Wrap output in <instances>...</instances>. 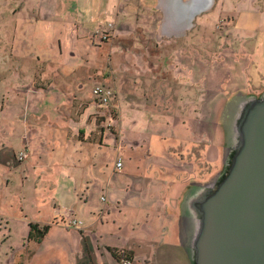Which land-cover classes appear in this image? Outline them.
Returning a JSON list of instances; mask_svg holds the SVG:
<instances>
[{
    "label": "crops",
    "instance_id": "1",
    "mask_svg": "<svg viewBox=\"0 0 264 264\" xmlns=\"http://www.w3.org/2000/svg\"><path fill=\"white\" fill-rule=\"evenodd\" d=\"M192 1L0 0V37L7 38L5 46L0 40V69L42 65L56 70L57 79L65 69L85 72L93 59L105 56L110 44L101 37L109 33L128 46L122 54L129 63L122 71L136 75L134 82H124L116 101L120 113L115 131L97 127L92 105L79 116L68 113L67 95L57 89L60 82L52 75L43 76L48 87L41 95L24 94L17 109L25 121L29 116L36 122L31 117L39 116L40 126L34 131L39 133L38 149L24 143L22 151L38 157L29 165L33 173H27L26 183L16 170L0 173L5 181L0 184V264H123L125 259L114 255L122 252L132 264H194L184 222L187 198L204 186V126L186 116L191 71L185 64L178 70L170 66L177 57L176 45L201 20ZM244 8L242 0V13ZM156 45H168L167 54ZM111 54L114 66L121 53ZM81 85L78 101H90L89 82ZM171 91L175 100L168 101ZM159 108L175 111L167 114ZM20 126L22 133L32 134L21 121ZM211 137L213 143L206 146L210 158L205 156L209 165L218 130ZM17 147L11 149L16 152ZM119 158L122 170L116 168ZM33 179L36 187L30 189ZM73 218L77 228L60 225ZM31 224L50 227L42 242L28 240Z\"/></svg>",
    "mask_w": 264,
    "mask_h": 264
},
{
    "label": "rangeland",
    "instance_id": "2",
    "mask_svg": "<svg viewBox=\"0 0 264 264\" xmlns=\"http://www.w3.org/2000/svg\"><path fill=\"white\" fill-rule=\"evenodd\" d=\"M206 1L209 4V0H197L196 4L198 6L199 3L200 5H206ZM244 5L245 8L242 13L240 9L242 0H213V5L210 8L196 16V18H201V20L194 22L189 34L176 45L175 53L177 57L170 62V66L177 70L182 69L183 67L181 66L185 64L192 74L189 83V88L192 92L190 110H188L186 116L190 115V119L194 118L203 121L204 153L202 152V154H204V158L201 161L202 176H200V184H204V186L212 184L226 172L228 162L227 148L230 144L228 116L231 114L234 104L243 98H259L264 95V0H244ZM210 13H216L217 16L213 15L210 17L208 16ZM204 15L207 16L202 19ZM111 30L114 31L115 29L111 28ZM0 40L5 46L7 38L1 36ZM91 40L94 44L98 42L95 37L91 38ZM101 40L110 44V47H106L108 51L105 53L106 56L110 52L109 61L107 57L104 60L105 56L103 55L101 56L102 58H95L91 61L92 66H90V69L85 72L65 69L63 70L64 73L62 75L59 74L60 77L57 79L58 72L56 70L43 69L42 65H37V67L31 69H0V173L2 171L7 172L10 170L11 172L16 170L17 174L19 172L22 175L25 183L28 182L29 175L27 173H33L29 165L32 162H37L38 155L33 153L32 157L29 156L24 162H19L15 154L20 151L23 152L24 143L29 144L32 150L36 147L38 149L39 133L35 134V132H39L40 117L36 115L31 117L32 120L36 121L31 122L28 116L25 121L17 108L18 106L22 108L25 93L39 96L42 93V89L48 87V85L46 86L42 83L44 75L47 77L52 75L51 77L54 80H59L60 84L57 89L64 90L63 92L67 95L66 106L70 110L68 113H72V116H79L92 105L91 114L94 116L95 112L98 113L97 127L115 131L119 119L118 114L120 113V109L116 107V101L121 94L124 82L126 80L134 82L136 75L122 71V67L129 63L128 58L122 54V51L124 49L127 50L128 46L120 45L109 33L102 35ZM125 43L127 42L125 41ZM156 46L161 49L162 54H167L168 45ZM173 48L174 46L172 50ZM114 50L118 54L121 53L119 58L115 60V64L118 65L117 70L114 69L116 65L114 64L113 66L110 63L111 59H113L111 52ZM65 56L70 60L68 54H65ZM75 74L79 75V85L74 82ZM72 80V85L68 87L66 83L71 84ZM82 82H89L91 87L90 95L91 93L93 94L94 86L110 90L112 94L110 99L113 98L115 103L110 100L108 107H100L93 100L94 95H92V98L90 97V101H78L77 92L81 89ZM57 83L58 81H56ZM170 83L171 81H169L168 85ZM172 86L171 90H173ZM185 87H187V84H185ZM197 99H199V102ZM171 100H175L172 97V91L168 101ZM201 103L205 104V106ZM167 106L171 107L170 102H168ZM198 106H200L199 110L197 109ZM215 106L216 108L219 107L218 113L214 110ZM154 110L156 113L163 111L167 114L175 111L171 108L162 110L159 108V112L156 109ZM14 112L17 121L11 117ZM102 113H105L107 117L101 119ZM219 113L220 120H217V114ZM159 115L161 114L159 113ZM20 121L25 124V127L28 126L32 130V134L21 132L24 125L18 127ZM217 130L219 139L217 140L216 152L214 153V150L212 152L213 159L211 161L209 159L210 153H208L209 150L207 151L206 146H211L214 140L211 134H216ZM224 131L227 135L224 134ZM28 141L32 142V144ZM17 145L19 147H17L15 152L12 147ZM33 145H35V148H33ZM11 154L13 156L9 158ZM28 155L30 154L28 153ZM207 155L210 165L212 162L211 167L205 159ZM107 158H109V155L106 156ZM1 183L4 185L5 181H0ZM33 187H36L34 179L29 188L32 189ZM72 221L77 220L73 218L69 219L68 222L63 221L61 224L59 222L56 224L59 223L66 229L77 228L79 224L77 223L76 226L71 225Z\"/></svg>",
    "mask_w": 264,
    "mask_h": 264
},
{
    "label": "water",
    "instance_id": "3",
    "mask_svg": "<svg viewBox=\"0 0 264 264\" xmlns=\"http://www.w3.org/2000/svg\"><path fill=\"white\" fill-rule=\"evenodd\" d=\"M205 4L194 15L213 0ZM228 118L226 172L187 198L191 256L194 264H264V95L239 100Z\"/></svg>",
    "mask_w": 264,
    "mask_h": 264
},
{
    "label": "built area",
    "instance_id": "4",
    "mask_svg": "<svg viewBox=\"0 0 264 264\" xmlns=\"http://www.w3.org/2000/svg\"><path fill=\"white\" fill-rule=\"evenodd\" d=\"M93 95H94V99L96 101H98L99 104L107 106L109 105V101H110V97H112V94L110 92V90H107L106 88L103 87H95L93 90ZM28 158V154L26 152H21L17 159L19 162H23ZM116 168L118 170H122L123 168V161L121 160V158L117 159L116 161ZM78 221H72L71 225H77ZM79 224V223H78ZM123 264H132V262L130 260L125 259L123 261Z\"/></svg>",
    "mask_w": 264,
    "mask_h": 264
},
{
    "label": "trees",
    "instance_id": "5",
    "mask_svg": "<svg viewBox=\"0 0 264 264\" xmlns=\"http://www.w3.org/2000/svg\"><path fill=\"white\" fill-rule=\"evenodd\" d=\"M224 134H226L225 131H224ZM49 231H50V227L49 226H44L43 228H40L38 225L31 224L30 225V233H29V236H28V240L40 243V242L43 241L44 237L46 236V234L49 233ZM114 255L116 256V258L119 261H121L122 259L129 260V258H130V256L128 254H126L125 252H122L120 254L115 253ZM123 256H124V258H122Z\"/></svg>",
    "mask_w": 264,
    "mask_h": 264
},
{
    "label": "bare ground",
    "instance_id": "6",
    "mask_svg": "<svg viewBox=\"0 0 264 264\" xmlns=\"http://www.w3.org/2000/svg\"><path fill=\"white\" fill-rule=\"evenodd\" d=\"M199 4H200V3H199ZM194 6H195V5H194ZM195 7H196V6H195ZM195 7H194V8H195ZM195 15H196V14H195Z\"/></svg>",
    "mask_w": 264,
    "mask_h": 264
}]
</instances>
